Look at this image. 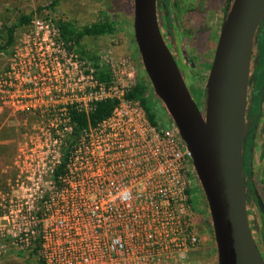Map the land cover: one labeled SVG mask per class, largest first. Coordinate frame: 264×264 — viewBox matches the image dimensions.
<instances>
[{
    "label": "rangeland",
    "instance_id": "rangeland-1",
    "mask_svg": "<svg viewBox=\"0 0 264 264\" xmlns=\"http://www.w3.org/2000/svg\"><path fill=\"white\" fill-rule=\"evenodd\" d=\"M165 1L158 0L163 34L193 97L205 113L206 83L227 13L225 9L229 8L228 1L170 0L167 4ZM51 2L0 0V36L4 23L15 22L21 13L35 10L31 23L17 28L10 49L0 52V81L8 83L12 80L15 89L9 92L8 86L0 85V264H30L34 260L31 251L35 246L39 249V239L28 243L20 238L21 227L26 222L22 206L26 201L32 203L38 185L43 192L33 205L42 195L49 193L51 170L58 158L62 160L66 156L64 138H67V132L62 129L61 108L69 99L59 97L58 93L62 95L63 89L70 88L77 93L81 86L91 84L88 77H83L82 71L93 66V61L83 57L58 35L60 18L72 20L78 26L106 17L118 21L114 33L87 36L83 40L85 47L97 51L102 62L111 68L112 94L127 97L137 83L139 73L145 71L135 37L133 39L127 26L128 20L133 23L134 0H60L52 7ZM39 6H42L40 11ZM256 54L254 49L253 61ZM256 83L252 76L246 137L251 131L250 108ZM143 96L160 100L151 81ZM133 100L142 103L141 97ZM157 106L168 124L172 117L165 105L161 101ZM261 106L264 112V96ZM57 136L62 139L56 141ZM252 151L254 178L264 202V116L258 125ZM190 171L193 225L198 243L179 264H219L208 201L194 166L190 165ZM39 174L44 178L38 179ZM248 209L253 234L264 254V224L256 200L249 199ZM35 257L42 258L39 250Z\"/></svg>",
    "mask_w": 264,
    "mask_h": 264
},
{
    "label": "built area",
    "instance_id": "built-area-1",
    "mask_svg": "<svg viewBox=\"0 0 264 264\" xmlns=\"http://www.w3.org/2000/svg\"><path fill=\"white\" fill-rule=\"evenodd\" d=\"M93 72V66L82 71L91 84L79 92L58 93L69 99L61 108L66 156L51 170L49 193L33 205L43 192L38 185L32 203L23 204L19 236L39 239L46 264L183 263L198 243L189 149L173 119L152 123L140 101L112 94ZM0 85L15 91L12 80ZM107 96L120 98L111 115L74 137L70 105L89 112Z\"/></svg>",
    "mask_w": 264,
    "mask_h": 264
},
{
    "label": "water",
    "instance_id": "water-1",
    "mask_svg": "<svg viewBox=\"0 0 264 264\" xmlns=\"http://www.w3.org/2000/svg\"><path fill=\"white\" fill-rule=\"evenodd\" d=\"M263 19L264 0H231L206 83L204 113L165 39L158 0H134V37L144 69L189 149L210 208L219 264H264L249 219L244 176L252 61Z\"/></svg>",
    "mask_w": 264,
    "mask_h": 264
},
{
    "label": "trees",
    "instance_id": "trees-1",
    "mask_svg": "<svg viewBox=\"0 0 264 264\" xmlns=\"http://www.w3.org/2000/svg\"><path fill=\"white\" fill-rule=\"evenodd\" d=\"M60 0H52L51 7L56 6ZM162 1V0H159ZM165 1V0H164ZM227 5L229 6L231 0H227ZM166 4L170 0L165 1ZM42 6L38 7L40 11ZM228 11V8L225 9V12ZM35 10L30 12H23L17 17V21L10 24H3L1 26V36H0V52L8 51L10 47L15 42L16 30L19 26L26 25L31 23ZM128 31L131 33L134 39L133 23L132 20H128ZM118 21L111 17H106L98 19L92 22H87L81 26L76 25L72 20L60 18L59 20V34L62 39H64L69 46L75 47L77 52H80L83 57L89 58L93 61L94 67V78L98 82H102L110 87L113 85V73L109 66L102 62L101 57L97 51H92L87 49L83 44L84 38L87 36L90 37H99L102 35L112 34L117 30ZM254 49L257 51L254 61H252V73L253 77L256 79L257 83L255 84V92L251 99V108L250 115L253 122L250 124V133L245 138L244 141V176L246 184V193H247V206L249 199L256 200L258 205L257 195H259L258 187L255 182L253 165L251 159L253 157L252 147L255 142V134L258 129V125L263 119L264 115H261L262 106L261 101L264 96V32L257 34V39L254 45ZM174 53V52H173ZM175 55V54H174ZM176 57V56H175ZM177 59V58H176ZM149 78L144 71V73H139V77L135 86L130 89L127 94L128 98L141 97L143 106L147 111V115L152 123L165 126L167 125L163 120L161 115L162 111L157 105L161 102L160 100H153L152 98H147L143 96L145 90L149 87ZM160 101V102H159ZM120 103V98L117 96H107L100 99H96L93 102V108L86 112L80 110L73 105H70V116L71 122L74 126V137L78 136L82 130L87 127L89 124H95L106 117L110 116L114 108ZM64 166V165H63ZM63 166L58 168V171H62ZM189 191L193 192V188H189ZM192 202H194L192 200ZM260 208V207H259ZM249 210V209H248ZM261 211V209H260ZM262 222L264 224V213L261 211ZM38 246L33 247L31 251V256L34 260L30 264H45V261L42 258L35 257L37 255Z\"/></svg>",
    "mask_w": 264,
    "mask_h": 264
},
{
    "label": "flooded vegetation",
    "instance_id": "flooded-vegetation-1",
    "mask_svg": "<svg viewBox=\"0 0 264 264\" xmlns=\"http://www.w3.org/2000/svg\"><path fill=\"white\" fill-rule=\"evenodd\" d=\"M262 32H264V19L262 20V22H261V24H260V26H259V28H258V30H257V34L259 33H262ZM256 42V41H255ZM253 76V75H252ZM256 80V79H255ZM251 116V115H250ZM253 122V120H252V118H251V122H250V124Z\"/></svg>",
    "mask_w": 264,
    "mask_h": 264
}]
</instances>
